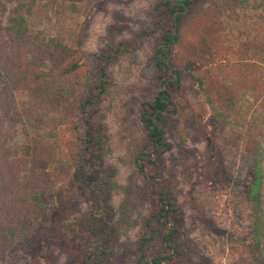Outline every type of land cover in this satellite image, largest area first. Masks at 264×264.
Segmentation results:
<instances>
[{
    "label": "rangeland",
    "instance_id": "1",
    "mask_svg": "<svg viewBox=\"0 0 264 264\" xmlns=\"http://www.w3.org/2000/svg\"><path fill=\"white\" fill-rule=\"evenodd\" d=\"M166 1L0 0V66L26 68L32 81L16 90L4 130L12 156L27 158L24 178L47 176L40 229L1 264H152L164 254L152 234L163 189L178 232L167 264H264L248 199L254 165L264 166V126L249 123L264 97V0H190L179 21ZM17 15L26 22L13 33ZM29 36L44 44L24 47ZM190 68L207 85L227 86L225 119ZM164 84L170 104L166 123L159 120L163 143L154 146L142 112ZM93 134L87 144L98 155H86V169ZM84 180L104 185L105 207ZM90 242L105 251L88 258Z\"/></svg>",
    "mask_w": 264,
    "mask_h": 264
},
{
    "label": "trees",
    "instance_id": "2",
    "mask_svg": "<svg viewBox=\"0 0 264 264\" xmlns=\"http://www.w3.org/2000/svg\"><path fill=\"white\" fill-rule=\"evenodd\" d=\"M188 3V2H187ZM164 5L169 11H174L183 7L176 6L171 1H166ZM184 11V10H183ZM181 14L177 15L176 20L179 21ZM25 18L17 15L11 18V23L8 28L9 31L16 33L17 30L23 28ZM174 22V21H173ZM173 36V35H172ZM170 38V37H169ZM167 38L165 47L171 41ZM44 38L26 37L22 39L24 47L37 44L43 45ZM45 44H49L47 41ZM46 46V45H45ZM163 47V48H165ZM161 48L160 50H162ZM4 55V53H2ZM157 63L161 69L168 67L169 64L161 58L157 59ZM76 68V65L73 66ZM190 73L196 79L198 85L206 93L207 98L211 104L213 110H215L223 119L226 115L231 113L232 102L225 97V93L229 92L227 86H221L219 84H208L203 76L197 75L194 69H189ZM31 74L26 68L23 69L20 66H0V264L5 254L11 250L16 249L23 241L30 238L32 233H36L40 227L39 215L45 213V206L43 202V191L46 189L47 178L45 174H42V178L38 176V172H32L30 177L25 179L23 174L26 171L24 161L27 159L24 156H12L10 152L9 137L4 130V122L8 117L12 118L15 106V92L19 89H31L32 81L28 80V76ZM101 82L99 84V91L102 93L105 91L107 83V74L104 70H101ZM173 83V82H171ZM96 95H86L81 101L79 109L87 111L88 106L96 102ZM170 104V97L165 90H160L159 94L154 100L145 106L142 112V121L147 131L148 141L152 142L154 146L161 145L163 143V130L159 123V120L165 122L164 112L168 109ZM257 108L254 109L253 113L249 118L251 125H262L264 126V97L258 100L255 104ZM90 114L89 116H91ZM166 123V122H165ZM88 124V122H86ZM88 127V126H87ZM101 135V132H99ZM95 139L94 134L85 140L86 144L83 148L80 166L91 167L85 163V159H89L91 156L86 157L87 154H92L94 157L98 155L96 152L91 151L92 143ZM98 141L102 142L103 138H98ZM264 141V140H263ZM99 143V142H98ZM86 152V154H85ZM86 157V158H85ZM38 169V168H37ZM254 178L249 193V201H251V208L253 210L254 219L252 221V230L254 232L253 242L255 246H262L259 250L264 251V166L260 162L254 165L253 169ZM84 173V172H82ZM86 174H83V176ZM89 191L97 193L98 199L95 200V206L102 209L105 207L104 185L97 188H92L88 185V181L84 180ZM95 181L92 182L93 185ZM165 190H161L159 194V209L155 213L154 230L152 234L157 233L160 236V242L164 247V254L155 256L151 259L152 264H167L169 260H173L175 252H177V229L172 227L170 224L171 212L173 211L172 204L167 200ZM106 212L101 213L100 217H104ZM96 219H91L89 226L91 231L95 233ZM166 227L164 231L160 229ZM153 235L152 238H154ZM145 241V240H144ZM101 248L104 252L105 249L102 247L100 242H90L88 245V258L96 256L97 250ZM104 249V250H103ZM172 250V254L167 255V252ZM85 252V253H86Z\"/></svg>",
    "mask_w": 264,
    "mask_h": 264
},
{
    "label": "water",
    "instance_id": "3",
    "mask_svg": "<svg viewBox=\"0 0 264 264\" xmlns=\"http://www.w3.org/2000/svg\"><path fill=\"white\" fill-rule=\"evenodd\" d=\"M185 0H172V3L173 4H181V5H183L184 7H185V10L187 9V5L185 4V3H183ZM179 2H181V3H179ZM184 10V11H185ZM184 11H177L175 14H174V20L176 21V18H177V15L178 14H181V13H183ZM174 34H176V27L174 28ZM171 44V42H169L168 43V45H170ZM165 45V44H164ZM168 64H169V61H167V60H165ZM170 73L173 75V77L171 78V80H175L176 78H177V73H175V72H173V69H172V67H170ZM166 84V83H165ZM165 84L162 86V88H161V90H163L164 91V89H165Z\"/></svg>",
    "mask_w": 264,
    "mask_h": 264
},
{
    "label": "flooded vegetation",
    "instance_id": "4",
    "mask_svg": "<svg viewBox=\"0 0 264 264\" xmlns=\"http://www.w3.org/2000/svg\"><path fill=\"white\" fill-rule=\"evenodd\" d=\"M189 1H190V0H185L183 3H185L186 5H188ZM187 2H188V3H187ZM179 3H181V2H179ZM175 5H176V6L183 7V10H185V7H184L183 5H181V4H175ZM183 10L178 9V10H176V12H177V11H183ZM176 12H175V13H176ZM178 15H179V14H178Z\"/></svg>",
    "mask_w": 264,
    "mask_h": 264
}]
</instances>
